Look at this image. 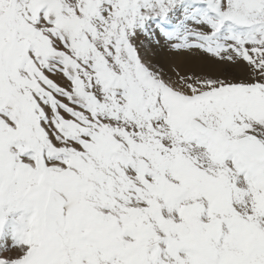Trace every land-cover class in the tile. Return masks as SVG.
Returning a JSON list of instances; mask_svg holds the SVG:
<instances>
[{"label":"snow or ice","instance_id":"obj_1","mask_svg":"<svg viewBox=\"0 0 264 264\" xmlns=\"http://www.w3.org/2000/svg\"><path fill=\"white\" fill-rule=\"evenodd\" d=\"M0 264H264V0H0Z\"/></svg>","mask_w":264,"mask_h":264}]
</instances>
